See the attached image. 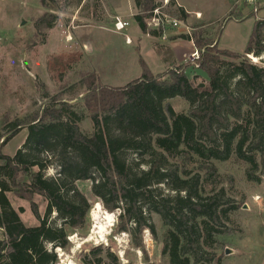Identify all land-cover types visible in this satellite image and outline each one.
I'll return each instance as SVG.
<instances>
[{
    "label": "trees",
    "instance_id": "obj_1",
    "mask_svg": "<svg viewBox=\"0 0 264 264\" xmlns=\"http://www.w3.org/2000/svg\"><path fill=\"white\" fill-rule=\"evenodd\" d=\"M46 1L40 0L44 8L56 3ZM170 1L169 7H176ZM155 2L133 0L137 10L146 12L133 19L143 34L160 37L162 29L146 28L152 11L161 6ZM172 16L182 22L188 17L179 7ZM56 20V15H44L36 29L49 30ZM220 33L221 28L217 40ZM203 36L194 32L181 38L192 41L200 53L196 64L207 83L188 79V62L157 75L142 62L141 76L124 87L98 86L93 76L80 81L87 92L83 106L90 115V135L80 130L84 115L77 106L59 96L49 99L41 113L2 126L0 264H56V249L68 248L69 232L82 229L90 211L76 185L85 181L91 182L90 191L103 209L119 211L117 231L128 234L134 248H142L143 230L153 233V213L166 228L162 255L169 264H219L211 251L236 207L223 189L205 193L199 174L174 161L211 166L234 157L248 165L247 179L260 183L256 173L264 171V67L252 64L248 56L264 63V19L256 20L242 54L219 50L216 40ZM175 98L187 103V114L165 106ZM22 129L23 145L12 156L3 155L1 150ZM52 163L56 176L46 177ZM8 193L43 198L44 216L34 211L37 226L21 222ZM52 214L58 224L49 221Z\"/></svg>",
    "mask_w": 264,
    "mask_h": 264
},
{
    "label": "rangeland",
    "instance_id": "obj_2",
    "mask_svg": "<svg viewBox=\"0 0 264 264\" xmlns=\"http://www.w3.org/2000/svg\"><path fill=\"white\" fill-rule=\"evenodd\" d=\"M162 1L155 3L161 5ZM180 2L190 12V20L183 24L178 17L172 16L176 7H169L171 1L168 0L162 13L180 24L176 29L167 26L162 36L183 30L187 35L203 32V37L216 40L213 45L218 48L217 35L222 28L219 48L236 54L243 53L255 21L264 18V0H257L256 13L242 0ZM195 12L203 15L205 21L195 20ZM50 14L57 16L51 29H36V22ZM136 14L145 15L146 12L137 10L133 0H56L49 8L42 7L40 0H0V130L6 122L41 113L49 99L59 96L64 102L77 106L84 115L79 123L80 130L90 135L93 131L90 115L83 106L87 92L81 80L93 76L98 86L124 87L141 76L142 62L153 75L179 67L176 63H169L171 68L165 67L149 40L136 42V36L141 38L133 19ZM230 15L232 17L227 21ZM250 15L252 17L246 18ZM116 18L128 21L129 27L121 33L115 32ZM146 28L154 30L147 24ZM126 37L130 38V44L126 43ZM164 47L156 45L158 53ZM248 59L252 64L264 67L261 58ZM191 60L192 56L185 62L192 65ZM186 75L195 84L208 80L193 66L187 68ZM165 106L176 113L187 114L189 111L187 103L179 98L167 101ZM25 136L26 130L22 129L1 153L12 156L23 145ZM128 158L132 160L133 155ZM174 162L182 169L199 174L205 193L223 189L236 207L221 228L222 234L216 237L217 244L211 251L219 264H264V171L260 169L256 173L261 179L256 183L246 177L248 165L234 157L226 162L212 161L211 166L186 159ZM57 171L52 163L45 170V176L55 177ZM76 185L89 202L90 211L82 229L69 232L68 248L56 249V264H94L97 259L103 264H169L162 255L166 228L157 215H149L153 233L143 230V246L136 249L128 234L117 231L119 211L109 212L101 206L103 211H98V219L94 220L91 212L100 202L90 191L91 182ZM7 198L27 227L38 225L34 211L40 217L44 216L46 203L39 195L20 199L16 194L8 193ZM104 212L109 213L115 223L105 221ZM49 221L59 222L55 214ZM0 238H4L1 230ZM225 250L230 254L225 255Z\"/></svg>",
    "mask_w": 264,
    "mask_h": 264
},
{
    "label": "crops",
    "instance_id": "obj_3",
    "mask_svg": "<svg viewBox=\"0 0 264 264\" xmlns=\"http://www.w3.org/2000/svg\"><path fill=\"white\" fill-rule=\"evenodd\" d=\"M176 2L175 6L176 8H182L185 13L189 16L187 17L186 21L189 19L190 20V12L187 11L185 9V7L182 5V3L180 2V0H174ZM231 7V6H230ZM230 11V10H229ZM203 20V15H201L199 12H195V20ZM264 19V18H261ZM182 22L183 24L186 23ZM205 21V19H204ZM209 21V20H208ZM256 22V21H255ZM187 28V27H186ZM185 28V30H186ZM139 29V28H138ZM222 30V28H221ZM140 31V29H139ZM182 33H179L178 31H173L171 33L168 34V36L165 35H161L160 37H153L150 36L148 34H143L141 31V38H139L138 36H136V42L139 44L141 42L142 39H146L149 40L152 43L153 49L156 50V54L158 55L160 61L164 64L165 67H169L171 68V66H169V63H176L178 65H181L183 63H185V61L188 60V57H191L196 51V49L194 48V45L192 43V41H188L186 39L181 38L183 35H187V31H181ZM219 38V37H218ZM130 39V38H129ZM217 46L219 48V40H217ZM156 45H161V46H165L164 50H160L158 53L157 49H156ZM220 50H224L219 48ZM140 50V47H139ZM228 51V50H227ZM234 53V52H232ZM168 59V61H167Z\"/></svg>",
    "mask_w": 264,
    "mask_h": 264
},
{
    "label": "built area",
    "instance_id": "obj_4",
    "mask_svg": "<svg viewBox=\"0 0 264 264\" xmlns=\"http://www.w3.org/2000/svg\"><path fill=\"white\" fill-rule=\"evenodd\" d=\"M243 2H245L246 4H248L250 6V9L252 12L256 13L257 9L255 8V5L257 4V0H242ZM168 5V0H163L162 4L160 7L155 8L152 11V16L146 20V24L150 27H152L154 30H160L162 29L164 31V29L168 26L171 29H176L178 28V24H180L178 21L176 20H171L169 17H167L166 15H164L162 13L163 8H166ZM129 22L128 21H124L120 18H116L114 23H113V28L114 31L117 33H121L123 31H125L128 27H129ZM131 40L126 37V43L130 44ZM199 59V55L198 52H195L192 55V60L191 63L193 67H198L196 64V61Z\"/></svg>",
    "mask_w": 264,
    "mask_h": 264
},
{
    "label": "bare ground",
    "instance_id": "obj_5",
    "mask_svg": "<svg viewBox=\"0 0 264 264\" xmlns=\"http://www.w3.org/2000/svg\"><path fill=\"white\" fill-rule=\"evenodd\" d=\"M98 211H103V209H102V207H101V205L99 204V203H97L96 204V207L92 210V212H91V216H92V218L94 219V220H97L98 219V214H99V212ZM104 215H105V218H104V220L105 221H108L109 223H112V222H114L113 220H111V217H110V214L109 213H105L104 212ZM104 221V222H105ZM115 223V222H114ZM113 225V224H112ZM67 264H74V263H72V262H70V263H68L67 262Z\"/></svg>",
    "mask_w": 264,
    "mask_h": 264
},
{
    "label": "water",
    "instance_id": "obj_6",
    "mask_svg": "<svg viewBox=\"0 0 264 264\" xmlns=\"http://www.w3.org/2000/svg\"><path fill=\"white\" fill-rule=\"evenodd\" d=\"M248 58H250L251 59V57L249 56ZM228 254H230V251L229 250H225V255H228Z\"/></svg>",
    "mask_w": 264,
    "mask_h": 264
}]
</instances>
